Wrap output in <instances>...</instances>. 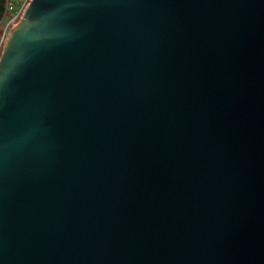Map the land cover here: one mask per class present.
Segmentation results:
<instances>
[{
    "label": "water",
    "instance_id": "95a60500",
    "mask_svg": "<svg viewBox=\"0 0 264 264\" xmlns=\"http://www.w3.org/2000/svg\"><path fill=\"white\" fill-rule=\"evenodd\" d=\"M0 264H264V0H30Z\"/></svg>",
    "mask_w": 264,
    "mask_h": 264
},
{
    "label": "built area",
    "instance_id": "2783aa9c",
    "mask_svg": "<svg viewBox=\"0 0 264 264\" xmlns=\"http://www.w3.org/2000/svg\"><path fill=\"white\" fill-rule=\"evenodd\" d=\"M30 0H18L16 6L11 3L9 5L10 11H13V14L9 21L6 23L5 32L3 36V41L0 43V53L2 50L3 43L10 31V29L18 22V20L21 18L22 14L24 13L27 5L29 4Z\"/></svg>",
    "mask_w": 264,
    "mask_h": 264
},
{
    "label": "trees",
    "instance_id": "16d2710c",
    "mask_svg": "<svg viewBox=\"0 0 264 264\" xmlns=\"http://www.w3.org/2000/svg\"><path fill=\"white\" fill-rule=\"evenodd\" d=\"M18 0H0V32H2V25L6 20L10 19L13 11H10L9 5L13 3L16 6Z\"/></svg>",
    "mask_w": 264,
    "mask_h": 264
},
{
    "label": "rangeland",
    "instance_id": "374dc122",
    "mask_svg": "<svg viewBox=\"0 0 264 264\" xmlns=\"http://www.w3.org/2000/svg\"><path fill=\"white\" fill-rule=\"evenodd\" d=\"M9 21V19L8 20H6V22H5V24H3L2 25V32H0V43H2V41H3V36H4V32H5V27H6V23ZM1 54V53H0Z\"/></svg>",
    "mask_w": 264,
    "mask_h": 264
}]
</instances>
